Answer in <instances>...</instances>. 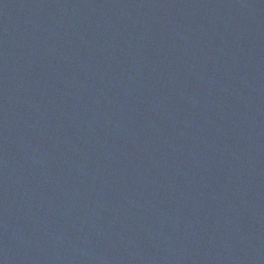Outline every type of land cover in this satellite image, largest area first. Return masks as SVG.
Masks as SVG:
<instances>
[{"label": "water", "instance_id": "1", "mask_svg": "<svg viewBox=\"0 0 264 264\" xmlns=\"http://www.w3.org/2000/svg\"><path fill=\"white\" fill-rule=\"evenodd\" d=\"M0 264H264V0H0Z\"/></svg>", "mask_w": 264, "mask_h": 264}]
</instances>
